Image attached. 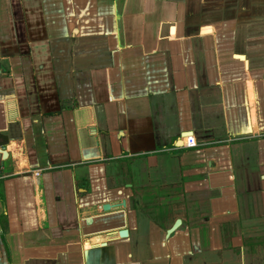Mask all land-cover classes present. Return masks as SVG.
Masks as SVG:
<instances>
[{
  "label": "crops",
  "instance_id": "0c3cea01",
  "mask_svg": "<svg viewBox=\"0 0 264 264\" xmlns=\"http://www.w3.org/2000/svg\"><path fill=\"white\" fill-rule=\"evenodd\" d=\"M0 148V264L264 237V0H0Z\"/></svg>",
  "mask_w": 264,
  "mask_h": 264
},
{
  "label": "rangeland",
  "instance_id": "374dc122",
  "mask_svg": "<svg viewBox=\"0 0 264 264\" xmlns=\"http://www.w3.org/2000/svg\"><path fill=\"white\" fill-rule=\"evenodd\" d=\"M200 242L209 249L225 250L222 252L226 259L230 258L227 262L219 260L223 254L220 252H209L205 254V258L202 254L194 251L190 255L194 261L187 260L184 256L185 263L187 264H264V237L262 236H220V237H199ZM198 244V243H197ZM244 245L243 249H239L238 245ZM220 256V257H219ZM206 262V263H205Z\"/></svg>",
  "mask_w": 264,
  "mask_h": 264
},
{
  "label": "water",
  "instance_id": "95a60500",
  "mask_svg": "<svg viewBox=\"0 0 264 264\" xmlns=\"http://www.w3.org/2000/svg\"><path fill=\"white\" fill-rule=\"evenodd\" d=\"M0 154L2 155L3 158H5V157L7 156V152H6V150H5L4 148H0ZM108 207H109V204H104V206H103L104 209H106V208H108ZM179 223H180V220L177 219V220L173 223V225H172L170 228H168V229L166 230V236H167V237H168L171 233H173V231L176 229V227L179 225ZM126 232H127V230H126V229H123V230L120 231V235L126 234Z\"/></svg>",
  "mask_w": 264,
  "mask_h": 264
},
{
  "label": "built area",
  "instance_id": "2783aa9c",
  "mask_svg": "<svg viewBox=\"0 0 264 264\" xmlns=\"http://www.w3.org/2000/svg\"><path fill=\"white\" fill-rule=\"evenodd\" d=\"M188 142L186 143L187 146H193L195 145L194 140L192 139L191 136H187Z\"/></svg>",
  "mask_w": 264,
  "mask_h": 264
},
{
  "label": "flooded vegetation",
  "instance_id": "af4514ba",
  "mask_svg": "<svg viewBox=\"0 0 264 264\" xmlns=\"http://www.w3.org/2000/svg\"><path fill=\"white\" fill-rule=\"evenodd\" d=\"M182 245H180V247H181ZM174 247L176 248L177 246L176 245H174Z\"/></svg>",
  "mask_w": 264,
  "mask_h": 264
}]
</instances>
